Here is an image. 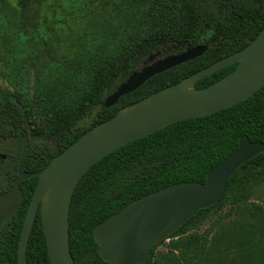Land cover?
Here are the masks:
<instances>
[{
    "label": "trees",
    "instance_id": "trees-1",
    "mask_svg": "<svg viewBox=\"0 0 264 264\" xmlns=\"http://www.w3.org/2000/svg\"><path fill=\"white\" fill-rule=\"evenodd\" d=\"M44 0H20L25 9ZM130 12H112L120 24L105 36L92 28L91 37L68 50L60 65L45 63L35 71L41 83L48 68L65 87L57 96L38 97V108L49 131L29 129L31 114L16 89L0 86V137L9 133L26 154L24 170L44 168L84 132L108 120L120 109L178 83L249 45L264 26V0H129ZM113 18V17H112ZM111 21H108L110 25ZM112 25V24H111ZM99 43L102 45L100 46ZM182 46H207V51L155 75L138 90L104 107V100L139 67L176 54ZM238 64L199 80L209 86ZM54 89V88H53ZM92 120L82 125L83 118ZM29 135L45 142L32 147ZM264 143V86L237 104L214 114L171 124L110 153L81 178L69 209V245L74 264H108L98 255L93 228L134 200L172 184L204 183L207 173L231 155L240 139ZM11 170L12 188L17 178ZM37 178L20 182L16 212L0 226V264H18L17 250L24 217ZM264 186V152L239 167L229 178L218 202L199 210L160 244L151 247L145 264H264V207L254 203ZM228 207L236 218L217 229L212 216ZM163 246L165 252H158ZM27 264H50L37 213L26 250Z\"/></svg>",
    "mask_w": 264,
    "mask_h": 264
},
{
    "label": "water",
    "instance_id": "water-1",
    "mask_svg": "<svg viewBox=\"0 0 264 264\" xmlns=\"http://www.w3.org/2000/svg\"><path fill=\"white\" fill-rule=\"evenodd\" d=\"M207 46H182L176 54L150 61L133 72L104 100V107L138 90L155 75L201 57ZM235 69L207 87L195 89L201 79L224 68ZM264 86V26L245 48L216 61L169 87L120 109L84 132L41 170H24L22 151L12 188L0 194V226L18 209L20 182L37 178L22 224L17 263H26L28 240L39 211L50 264H74L69 245V209L83 175L115 150L176 122L225 110ZM264 152L263 142L239 140L237 149L210 170L204 183L172 184L132 201L96 225L93 236L99 257L108 264H145L151 247L160 244L199 210L215 205L229 178L243 164Z\"/></svg>",
    "mask_w": 264,
    "mask_h": 264
},
{
    "label": "rangeland",
    "instance_id": "rangeland-1",
    "mask_svg": "<svg viewBox=\"0 0 264 264\" xmlns=\"http://www.w3.org/2000/svg\"><path fill=\"white\" fill-rule=\"evenodd\" d=\"M20 0H0V86L16 89L22 96L26 110L31 118L29 129L38 128L47 132L38 108V97L52 98L65 88L58 79L63 74H54L48 68L43 69L42 82L37 84L35 71L47 64L60 65L65 60L68 50L80 45L79 39L88 42L92 28H98L105 36L110 29L115 30L119 19L112 12H130L129 0H44L41 7L31 6L22 12ZM113 17V18H112ZM108 21H111L108 24ZM101 46L102 44L99 43ZM54 88V89H53ZM83 118L85 125L92 120ZM39 135H29L32 147L45 145ZM21 142L9 133L0 137V194L6 193L11 185V170L21 157ZM254 203L264 207V186L253 197ZM228 207L214 214L211 220L201 227L202 232L209 223L217 219V229L226 228L235 220V215L228 216ZM158 252H165L163 246Z\"/></svg>",
    "mask_w": 264,
    "mask_h": 264
},
{
    "label": "flooded vegetation",
    "instance_id": "flooded-vegetation-1",
    "mask_svg": "<svg viewBox=\"0 0 264 264\" xmlns=\"http://www.w3.org/2000/svg\"><path fill=\"white\" fill-rule=\"evenodd\" d=\"M151 256V255H150Z\"/></svg>",
    "mask_w": 264,
    "mask_h": 264
}]
</instances>
